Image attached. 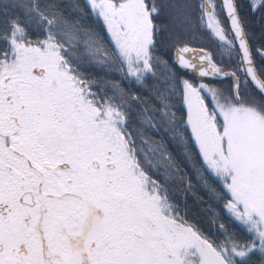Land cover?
I'll return each mask as SVG.
<instances>
[{"label":"snow or ice","instance_id":"obj_1","mask_svg":"<svg viewBox=\"0 0 264 264\" xmlns=\"http://www.w3.org/2000/svg\"><path fill=\"white\" fill-rule=\"evenodd\" d=\"M0 264H264V0H0Z\"/></svg>","mask_w":264,"mask_h":264},{"label":"trees","instance_id":"obj_2","mask_svg":"<svg viewBox=\"0 0 264 264\" xmlns=\"http://www.w3.org/2000/svg\"><path fill=\"white\" fill-rule=\"evenodd\" d=\"M252 29L254 31H256L257 33L259 32V25L258 24H252L251 25ZM207 46L210 48V49H213L214 50V45L211 44V42H207Z\"/></svg>","mask_w":264,"mask_h":264}]
</instances>
